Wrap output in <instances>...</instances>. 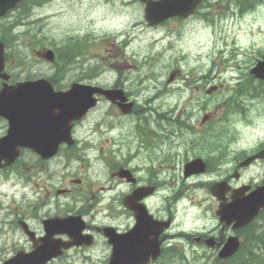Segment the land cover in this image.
Instances as JSON below:
<instances>
[{"label":"flooded vegetation","instance_id":"obj_1","mask_svg":"<svg viewBox=\"0 0 264 264\" xmlns=\"http://www.w3.org/2000/svg\"><path fill=\"white\" fill-rule=\"evenodd\" d=\"M5 1L0 0L2 4ZM48 1L50 0H21L0 19V26L16 25L19 15H25L23 11L42 8ZM139 4L144 10V4ZM263 5L264 0H201L186 18L169 19L155 27L145 25L148 29H160L170 21H175L182 28L194 20L195 24L190 31L195 35L207 33L208 28H216L218 30L215 37H226L227 27L246 22L248 17L254 18L256 8ZM172 32L176 33L177 30ZM195 35L192 34L193 37ZM11 36L6 34V39ZM85 69L87 68L74 72L75 79H68L69 67L54 68L47 78L54 91H67L76 83L103 89L122 88L118 83H93L96 81V74L92 75L88 69L83 74ZM4 71L10 76L7 84L16 83L8 72L7 61ZM3 84L4 80L0 79V91ZM124 93L127 102L132 104L130 114L122 115L118 106L99 97L96 106L72 124L70 134L73 143L59 144L51 157L43 155L44 137H49L50 124L39 121L40 117L34 115L43 108L31 111L27 127L29 137H36L34 146L19 147L17 159L10 166L0 168L2 178H12L10 194L6 187L2 189L0 186V210L6 211L0 219V264L241 263L240 249L248 241L245 232L260 225L261 220L264 221V208L255 219L239 228L235 227L234 220L227 223L217 212L220 205L228 207L233 198L246 197L258 185L264 184V173H261L258 182L254 181L257 178L254 175L255 169L264 168V144L247 153L229 147L227 150L223 142L229 137L225 132L226 137L223 139L219 138V134L215 137L222 144L218 148L220 154L198 156L189 160L184 158L179 167L176 154L170 151L163 154L158 149L160 142L164 143L166 137L176 133V129L180 132L181 126L175 125L163 134L157 130V124H153L149 127V132H146V128H141V120L136 114L142 109L148 112L147 107L141 106L138 109L136 98L130 93ZM101 107H108L107 113L111 112V116L116 114L118 120L130 116L136 120L135 130L132 134L129 131L130 142L133 140L136 146L125 148L126 151L117 162L113 159L118 157L113 158L116 153L112 152L111 157L105 161L107 172L102 178L96 172L90 173L92 158L88 157L87 151L93 143L81 140V129ZM0 124L1 138L7 132V121L0 117ZM52 127L58 129L57 125ZM44 129H47L46 135ZM88 130L90 131V126ZM157 134L164 136L158 137L160 142L155 139ZM198 141L200 140L190 138L188 146H193ZM204 143L201 140L200 145ZM202 149L204 150L203 147ZM120 153L121 151L117 152ZM259 154L261 158L245 164L250 157ZM142 155L146 157H141ZM194 159H201L205 163L204 173L185 176V165ZM74 162L88 165L82 177L69 178L73 174L70 166ZM210 162H220L217 170L210 171ZM179 168L181 178L178 175ZM215 173L219 177L200 180ZM195 179H198L197 183H193ZM183 182L197 190L202 189L207 194V200L189 205L192 208L206 203L202 211L206 214V226H193L191 215L178 209L183 201L193 200L191 192L183 188ZM214 184L218 185L222 193L220 199L211 193ZM194 195L196 196L195 193ZM5 233L9 235L6 236ZM230 238L237 239L238 247L230 257L222 259L219 253ZM245 246L251 248L253 245Z\"/></svg>","mask_w":264,"mask_h":264},{"label":"rangeland","instance_id":"obj_2","mask_svg":"<svg viewBox=\"0 0 264 264\" xmlns=\"http://www.w3.org/2000/svg\"><path fill=\"white\" fill-rule=\"evenodd\" d=\"M27 14H30L29 18L18 26H0L1 35L6 31L14 35L11 36L12 54L8 69L18 78L17 82L51 72L52 64L42 61L37 53L65 45L66 39L78 38L83 43L87 41L91 47L85 55L75 57L69 66L68 79H75L74 72L83 68L73 64L82 62L85 68L90 65L97 69L99 75L96 81L100 84L110 85L120 76L124 90L136 98V104L145 107V102L156 91L183 89L181 94L175 92L168 100H160L158 106H154L153 101L151 107H147L152 114L141 115L148 119L144 126L141 122V128H146V132L153 124H157V130L163 134L178 124L191 126L190 130L181 127L178 132L176 129V133L166 137L164 143L158 139L164 138L162 134L155 136L160 142L158 151L176 154L179 167L184 158L189 160L220 154L218 148L222 144L216 141L215 135L219 134V138L223 139L226 137L225 132L229 137L223 142L227 150L229 147L247 153L264 144V92L261 93L264 86L252 82L248 74L255 61L264 56V5L256 8L254 18L248 17L246 22L227 27L226 37H215L216 28H208L207 33L195 35L190 31L194 20L182 28L178 22L170 21L160 29H148L143 19V8L137 0H51L42 8H31ZM174 30L177 32L173 33ZM72 44L74 49L80 47V50H86L80 43ZM86 72L84 70L83 74ZM196 77L199 81L193 82ZM188 81L189 85L185 87ZM142 85L145 90L136 91ZM211 87L216 89L210 90ZM207 89L210 90L208 95ZM132 91L135 92L131 94ZM107 108L101 107L94 112L81 129V140L93 143L87 151L88 157L92 158L90 173L96 172L100 178L106 175L105 161L112 152L116 153L112 157H118L113 159L117 162L122 158L120 156L126 151L125 148L136 146L133 140L130 142L129 136V131L131 134L134 131L135 117L118 120L116 114L111 116V112L107 113ZM162 112L163 119H158L157 114ZM204 114H210L211 120L201 125L200 119ZM195 136L200 141L188 146V139ZM211 139H215V145L207 144L206 141ZM201 140L205 141L202 145ZM217 166L218 162H210V171L217 170ZM86 167V164L71 163L73 174L70 176L68 170L67 175L69 178L82 177ZM180 169L178 175L181 178ZM255 171L257 178L254 181L258 182L264 168H256ZM214 176L219 177V174H208L200 180ZM198 179L193 183H197ZM11 180V177L6 180L0 175V186L2 189L6 187L8 194ZM183 183V188L191 192L193 200L183 201L178 209L191 215L193 226H206V214L202 212L206 203L192 208L189 205L207 200V194L189 183ZM5 212H0V219ZM263 224L261 220L260 226Z\"/></svg>","mask_w":264,"mask_h":264},{"label":"water","instance_id":"obj_3","mask_svg":"<svg viewBox=\"0 0 264 264\" xmlns=\"http://www.w3.org/2000/svg\"><path fill=\"white\" fill-rule=\"evenodd\" d=\"M19 1V0H17ZM145 3V20L149 26H154L171 17L186 18L193 8L201 0H141ZM16 0L0 10L2 16L6 9L12 7ZM3 44L0 43V73L3 70ZM45 57L52 60L53 53L47 51ZM250 73L256 78L264 80V57L257 63ZM41 84H45L42 86ZM46 80H37L33 82H23L16 86H4L0 91V116L7 120L8 131L6 136L0 139V168L9 166L18 156L19 147H33L36 137H29L28 121L31 117V111L43 108L42 111H36L34 115L40 117L39 121L50 124L49 137H44V157H51L57 145L63 140L69 143V123L79 119L93 105L92 95L96 92L104 95L109 101L124 102L120 92L102 91L100 89L84 86L80 84L72 85L66 92H54ZM121 107L124 114L129 113L131 104ZM35 118V117H34ZM38 120L37 118H35ZM58 126L53 128L52 126ZM47 129H44V132ZM66 134V135H65ZM46 135V132H45ZM65 135V136H64ZM36 145V144H35ZM37 146V145H36ZM38 147V146H37ZM259 156L248 159L245 164L248 165L252 160ZM205 170V164L201 160H193L184 167V175L202 173ZM212 195L220 199L222 193L218 185L212 186ZM264 208V185L255 188L248 196L232 199L231 205L220 208L217 215L225 218L227 223L235 221V227H243L253 220ZM238 241L236 238H230L220 251L222 259L230 257L237 249Z\"/></svg>","mask_w":264,"mask_h":264},{"label":"trees","instance_id":"obj_4","mask_svg":"<svg viewBox=\"0 0 264 264\" xmlns=\"http://www.w3.org/2000/svg\"><path fill=\"white\" fill-rule=\"evenodd\" d=\"M56 49V53L58 56L56 63L57 67H64L73 63V61L75 60V56L80 52V50L76 51L73 48V44L71 41ZM91 71H93V68L91 69ZM245 235L248 241L241 246L240 264H264V225L261 228L260 225H258L251 231L246 230ZM247 243H250L253 246L251 248L246 247L245 245H250Z\"/></svg>","mask_w":264,"mask_h":264},{"label":"bare ground","instance_id":"obj_5","mask_svg":"<svg viewBox=\"0 0 264 264\" xmlns=\"http://www.w3.org/2000/svg\"><path fill=\"white\" fill-rule=\"evenodd\" d=\"M52 74H53V73H52ZM148 74H149V73H148ZM144 76H145V75H144ZM148 78H149V77H148ZM147 82H148V81H147ZM234 84H235V83H234ZM235 85H236V84H235ZM145 86H146V85H145ZM143 87H144V86H143ZM144 88H145V87H144ZM229 88H230V87H229ZM231 88H232V86H231ZM233 91H234V89H233ZM237 92H238V91H237ZM237 92H236V93H237ZM238 93H240V91H239ZM246 93H248V92H246ZM246 93H245V94H246ZM251 94H252V93H251ZM249 96H250V95H249ZM146 97H147V96H146ZM242 98H243V97H242ZM246 99H247V98H246ZM256 99H257V98H256ZM261 100H262V99H261ZM224 101H227V100H223V102H224ZM230 101H231V99H230ZM159 102H160V100H159ZM228 102H229V101H228ZM228 102H227V103H228ZM232 102H233V101H232ZM232 102H231V103H232ZM242 102H243V101H242ZM229 103H230V102H229ZM240 103H241V102H240ZM248 104H249V103H248ZM157 106H158V105H157ZM162 114H163V113H162ZM215 158H217V156H216ZM219 163H220V162H219ZM219 163H218V164H219ZM258 186H259V185H258ZM254 188H255V187H254ZM263 214H264V213H263ZM262 216H263V215H262Z\"/></svg>","mask_w":264,"mask_h":264}]
</instances>
